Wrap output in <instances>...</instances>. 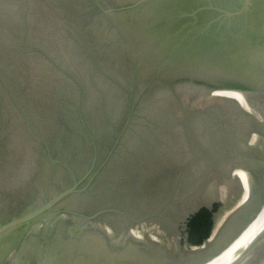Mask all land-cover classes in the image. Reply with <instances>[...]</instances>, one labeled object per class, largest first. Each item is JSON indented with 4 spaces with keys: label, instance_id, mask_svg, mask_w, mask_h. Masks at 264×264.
<instances>
[{
    "label": "flooded vegetation",
    "instance_id": "af4514ba",
    "mask_svg": "<svg viewBox=\"0 0 264 264\" xmlns=\"http://www.w3.org/2000/svg\"><path fill=\"white\" fill-rule=\"evenodd\" d=\"M66 2L68 5L61 12L64 21L71 24L76 32L79 21H83L87 34L82 40L77 35L73 36L76 39L73 40L69 33L66 34L67 46L72 53L75 49L84 58L85 66L90 64L98 75L121 88L117 79L114 78V81L109 73L124 76L128 98L137 83L149 86L156 79L166 78L199 80L188 71L173 68L166 59L159 62L153 49L148 47L145 36L147 7H195V0H176L177 4L169 0ZM68 6L73 7V11L79 7L82 16L71 21ZM88 26L90 30H87ZM79 41L85 45L79 44ZM9 82L11 89L5 86L4 89L16 121L8 118L9 111L6 115L2 114L0 100V172L8 169L6 166L11 161L8 154L18 133L22 136L23 149L27 144L30 160L17 184L0 180V223L22 215L35 204L45 203L58 192L71 187L75 178L85 176L93 166L79 191L71 193L54 207L62 211L44 215L18 238L17 247H22L20 252L25 260L29 258L30 250L35 262L54 233L63 238H74L95 231L110 238L100 228L102 223L114 234L121 235L125 230L137 229L142 232L143 244L159 247L147 238V231L135 224L145 218L140 219L135 212L151 210L159 197L167 200L173 192L175 184H171V180L185 168L183 158L177 161L175 144L169 140L171 148H167L163 136L150 137L148 131L145 136L152 140L148 141L138 133L131 139V134L127 132L135 129L127 125L128 105L115 127L102 105L98 103L89 109L90 103L85 102L83 90L77 84L74 94L65 90L66 85H59V82L46 84L45 93L38 88L41 100L46 102L39 107L38 104L27 106L12 76ZM203 84L211 86V82ZM239 105L241 108L236 104L231 107L221 127L211 123L207 128L197 123L195 143L210 163H220L222 153H226L227 162L233 167L242 165L250 169L254 176L255 194L264 197V122L252 105L244 101H239ZM21 122L26 124L30 137L27 133L24 135ZM168 152L172 155L171 159ZM94 160L97 161L92 164ZM252 209L248 207L239 213L238 224ZM79 215L88 219H81L83 223H80ZM121 220L128 225L121 228Z\"/></svg>",
    "mask_w": 264,
    "mask_h": 264
},
{
    "label": "rangeland",
    "instance_id": "374dc122",
    "mask_svg": "<svg viewBox=\"0 0 264 264\" xmlns=\"http://www.w3.org/2000/svg\"><path fill=\"white\" fill-rule=\"evenodd\" d=\"M66 1L0 0L2 114L6 115L9 111L8 118L16 121L4 89V86L11 89L10 76L19 86L27 106L44 105L46 102L41 100L38 93H45L46 84L57 82L59 85H66L65 90L68 89L71 94L77 89L76 84L80 86L85 102L90 103L89 109H93L98 103L102 105L115 127L123 118V112L128 105L127 125L135 129L127 132L131 134L130 138L133 139L138 133L145 137L144 139L152 140L145 136L146 131L151 134L147 133L150 137L163 136V141L168 144L167 148H171L169 140L175 144L177 161L181 157L185 164V168L176 174L178 177L175 178V175L171 180V184L175 185L167 200L161 196L156 201L158 204L152 206L151 210L135 212L140 219L145 217L135 224L140 229L156 235L159 240L152 241L159 247L175 256L184 255L201 248L186 243L184 216L196 213L202 207L212 209L213 204L218 203V208L213 211L210 235L202 245L206 246L214 238L211 239L210 236L219 220L224 219L215 235L226 222L238 216V211L234 213V209L243 195L244 188L242 177L234 174L238 167H233V164L227 162L228 154L222 153L220 163H210L202 155L200 146L195 143V126L198 123L199 126L208 128L209 124L214 123L215 126L221 127L231 107L234 104L240 107L239 101L224 96L211 86L184 78L156 79L149 86L135 83L133 93H130L128 98L124 76L109 73L114 81V78L117 79L123 87L121 88L98 75L90 64L85 66L84 58L75 49L72 53L67 46L66 34L69 33L73 40H76L73 37L76 35L79 40L86 39L84 35L87 34L83 21H79L77 32L71 24L64 21L61 12L65 5H68ZM69 1L74 3V0ZM66 8L70 11L71 21H74V17L82 16L79 7H75L74 11L73 7ZM81 23L82 26L79 27ZM87 30H90L89 26ZM81 43L85 45L79 41V44ZM37 90L39 92H36ZM10 92L12 93V90ZM13 97L12 94V99ZM37 97L39 98L36 99ZM14 99L17 104V99ZM20 127L24 135L28 134L24 122H21ZM21 141L22 136L18 133V138L16 137L15 144L8 154V160H11L6 166L8 169L0 172V180H7V184H17L29 164V149L27 144L23 149ZM167 154L171 159L172 155L169 152ZM119 225L122 228L128 225V222L121 220Z\"/></svg>",
    "mask_w": 264,
    "mask_h": 264
},
{
    "label": "water",
    "instance_id": "95a60500",
    "mask_svg": "<svg viewBox=\"0 0 264 264\" xmlns=\"http://www.w3.org/2000/svg\"><path fill=\"white\" fill-rule=\"evenodd\" d=\"M169 1L177 4L176 0ZM147 10V45L159 62L166 59L173 68L195 75L197 82H211L215 90L249 91L257 105L249 103L264 122L260 114L261 110L264 112V0H195V7ZM236 167L249 171L252 180L249 198L234 213L253 209L239 224V214L226 222L206 246L202 247L205 242L195 246L200 249L175 256L161 247L120 238V234H115L120 238L115 241L100 232L82 233L74 238L54 233L35 262L30 250V262L29 258L25 260L20 252L22 247H17L18 238L44 215L62 211L54 207L79 191L92 166L85 176L75 178L71 187L0 223V264H205L226 249L264 204V197L255 194L252 171L242 165ZM193 214L186 215L185 221ZM81 219L88 218L79 215V222L83 223ZM231 264H264V236Z\"/></svg>",
    "mask_w": 264,
    "mask_h": 264
},
{
    "label": "bare ground",
    "instance_id": "6f19581e",
    "mask_svg": "<svg viewBox=\"0 0 264 264\" xmlns=\"http://www.w3.org/2000/svg\"><path fill=\"white\" fill-rule=\"evenodd\" d=\"M219 92H221V94H223L226 97H230L231 99L244 101L247 103L250 102L252 104L257 105L255 99L252 97L249 91L241 90V89H219ZM261 112L260 114H262V117L264 118V112L262 110ZM257 115L259 116L258 113ZM234 174L242 177L243 188H244L243 195L240 198L239 203L238 204L236 203L238 207L242 205L249 198L252 179L249 171L242 168H237ZM223 221L224 219H221L218 221V223L216 222L217 223L216 227L210 236L211 239ZM101 226L102 227L100 228L102 229V231L105 232L109 237H111L112 240L118 241L122 237H129L139 242H144L142 232L137 229L125 230L121 234L120 238H117V236L115 235L117 232L115 234L112 233L109 227L105 226L104 223H102ZM262 236H264V205L261 208V210L257 213V215L254 217V219L249 223V225L226 247V249L222 251L221 254L209 260L205 264H231L241 255H243V253H245V251L248 248H250L256 241H258ZM153 243L155 244V242Z\"/></svg>",
    "mask_w": 264,
    "mask_h": 264
},
{
    "label": "trees",
    "instance_id": "16d2710c",
    "mask_svg": "<svg viewBox=\"0 0 264 264\" xmlns=\"http://www.w3.org/2000/svg\"><path fill=\"white\" fill-rule=\"evenodd\" d=\"M2 36L0 25V37ZM2 47V44H0ZM218 208V203L213 204V208H200L186 221V243L188 245H200L210 235L213 227V211Z\"/></svg>",
    "mask_w": 264,
    "mask_h": 264
},
{
    "label": "built area",
    "instance_id": "2783aa9c",
    "mask_svg": "<svg viewBox=\"0 0 264 264\" xmlns=\"http://www.w3.org/2000/svg\"><path fill=\"white\" fill-rule=\"evenodd\" d=\"M147 237L150 240H153V241H158L159 240V238L156 235L152 234V233H148ZM192 247H195V246H192Z\"/></svg>",
    "mask_w": 264,
    "mask_h": 264
}]
</instances>
